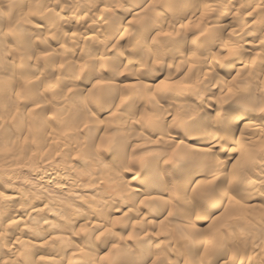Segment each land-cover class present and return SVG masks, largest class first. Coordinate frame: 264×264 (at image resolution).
<instances>
[{"label":"rangeland","instance_id":"374dc122","mask_svg":"<svg viewBox=\"0 0 264 264\" xmlns=\"http://www.w3.org/2000/svg\"><path fill=\"white\" fill-rule=\"evenodd\" d=\"M0 1V9L3 12L0 19V60L7 63L0 64V72L3 71L2 77L4 76V78L0 76L2 78L0 86L7 82H10L11 86L14 84L11 87L12 90L11 88L3 89V87L0 90V100L4 97L1 95L8 97V102L5 100L2 104L0 101V110L2 108L0 111L2 114L0 115L2 120H0V264H72L73 262L75 264H116V262L117 264L118 262L119 264H136L138 262H140L139 264H149L150 262L164 264L166 261L169 264H174V262L176 264H264V169L260 170L264 166V116L263 120H260L256 125L257 131L252 129V131L242 132L246 119L251 120L252 117L255 118L258 114L264 113V0H259L260 2L258 0H190L192 4L188 3L189 0H180L179 7L173 9L169 8L168 1L170 0H157L156 2L154 0H134V2H132L133 0H32L34 4L33 2L28 4L27 0ZM205 3H211L210 13L204 10ZM21 7H27L28 10L30 7V11L34 13L29 12L30 15L24 17L21 12L19 13ZM173 12L175 13L173 14ZM132 13L135 20H138L135 22L139 24L142 22L145 25L152 18V23L149 21L146 24L154 25L155 30L161 32L158 37L156 36V39L154 36L157 33L151 36L156 40L155 42L161 41L158 46L154 47L157 48L156 50L152 49L153 52L151 50L144 52L145 50L141 49L143 51L137 50L132 55L125 48V44H127V48L130 47L127 40L132 42L134 32L137 33L144 29L139 28L142 24L138 26L135 22L133 28L136 29L132 28V24L129 25V28L127 26L124 28L122 19ZM49 16L52 18L51 22L48 20ZM169 17L172 18L169 19ZM206 17L207 19H205ZM217 17L222 21L223 18H226L223 22L224 26H213L211 21L208 22L210 19H217ZM180 18L183 21L180 22ZM160 20L163 21L160 22ZM195 20L201 22L196 24ZM167 21L170 22V25H167ZM156 22L158 24H155ZM164 22L166 24H163ZM184 23L186 26L183 25ZM205 24L213 28L210 29ZM147 25L145 28L148 27ZM201 26L202 28H200ZM59 27H62L63 31ZM86 27L89 30H86ZM110 28L113 30H108ZM127 28L131 29L130 32L134 34L128 33L127 35ZM133 30L135 31L133 32ZM50 32L51 34H49ZM232 32L234 33L232 34ZM99 33L102 34V37L99 36ZM67 34H70L74 41L67 38ZM161 34L162 36H160ZM91 35L94 36V39L91 38ZM119 36L123 38L122 41L118 40L109 46L111 45L108 43L109 37L118 38ZM18 37H22L25 44L19 43ZM192 37L193 39H191ZM103 46L105 47L103 48ZM233 49L234 51H231ZM138 53L142 55L140 58ZM43 56H45L44 59ZM100 56L104 59L101 63L93 59ZM238 57H240L239 62L236 61ZM127 58L128 60H126ZM131 59L133 60L130 62ZM145 67L146 69H144ZM8 71H10L9 74ZM160 72L164 73V76L160 77L158 75ZM29 76L32 79L29 78V84L27 80L25 83L24 81L20 82L21 79ZM138 81L144 82L145 85L142 86L143 84ZM134 82H137L138 85ZM86 83L90 84L91 88L90 85H85ZM236 85L239 87L237 88ZM68 86L81 88V91L78 95H71V89H68ZM85 87H88V91ZM101 89L103 92L100 91ZM202 92H205L204 95H201ZM15 94H18L19 97L18 95L16 97ZM243 95L246 96L243 97ZM246 97L252 98L253 101L249 104L245 103L244 98ZM58 98L60 99L58 100ZM155 102L157 105L154 104ZM4 104L7 105L4 106ZM2 116H4V120ZM73 116H78L75 122H73ZM181 117L185 119H182L185 123L181 121ZM237 117L239 118L237 119ZM86 120L90 121L87 123ZM135 120L138 121L135 122ZM80 121H83L82 124ZM121 122L126 125L124 126ZM87 124L90 126H86ZM44 125H46V131L42 137L41 130L45 128ZM122 126L124 127L122 128ZM183 127L187 128L186 131L183 130ZM203 130H208L206 135L202 134ZM49 131L57 134L54 136L57 140L52 139L51 135L49 136ZM213 131L215 135L212 133ZM46 132H48L47 136ZM133 132L140 136L135 134L133 140L130 139L127 133ZM119 133L123 140L117 139L120 137ZM229 136L231 141L228 142L226 138ZM48 137L49 140L46 141ZM161 137H166L169 140L171 138V140L169 143H161ZM35 139L36 143L38 140V145L34 142ZM51 139L52 143H50ZM213 139L216 145L211 144ZM239 140L243 141L240 143ZM40 141L43 142V145L39 143ZM127 142L130 144L129 147L126 145ZM120 144L125 146L123 145L121 148ZM219 144L220 146H217ZM104 145L108 147L105 148ZM132 145L135 147L133 148ZM193 145L196 147L213 146L212 151L215 153L212 152L210 157L203 158V164L202 161L199 163L200 150L192 149L195 151L192 153L189 147ZM242 146H246L245 148L251 149L250 151L254 153H251V158H254L253 161L250 158L251 165L247 166L244 164L245 162H242L244 156L240 159ZM182 148L183 151L180 153L179 150ZM78 149L83 153H79ZM88 149H91L90 153ZM97 150L99 151L97 152ZM172 154H174L173 157ZM216 154L223 159L220 165L216 164L214 157ZM90 155H92V159L100 157L98 160H92ZM188 155V159L193 156L190 161L185 159ZM84 156L86 159L83 161ZM70 157L72 158L70 159ZM255 160L257 161L255 162ZM87 162L90 166L85 165ZM95 162L100 163L99 166ZM242 164L244 167H241ZM1 165L4 166L1 167ZM56 165L60 168L72 166L69 170L73 169L72 171L75 172L71 171L74 175L71 178L73 181L69 182L70 180L66 179V175L69 173L68 169L62 168V173L61 169L57 172L52 171ZM249 166L250 168H248ZM106 167H108V171L105 169ZM126 167L128 168L126 169ZM99 170L106 176L100 174ZM109 170L114 173L110 174ZM122 170L125 174L124 178H121L123 177ZM64 171L66 174H63ZM97 172L101 176L96 175ZM61 175H64L65 178ZM107 176H109L108 179L110 177L113 179L108 180ZM236 178L242 183L241 181L238 182L239 184L231 183ZM188 179L190 180L189 191L193 190V193L189 200L183 201L182 193ZM98 181L102 185L103 182L105 184L102 186ZM58 183L63 184L64 187L62 185L59 187ZM113 183L115 186H112ZM120 184L127 190H123V187L119 186ZM215 190L223 195L224 193L230 194L233 200L247 206L251 205V207H246L244 210L233 207L229 218L225 217L224 219L221 217L224 205L208 211L202 206L203 203L196 198L197 195L206 196V193ZM14 192L20 195L11 201L9 196ZM227 194L224 195L225 199H227ZM120 195L127 203L122 209L119 208L121 206L120 200H118L121 198ZM92 196L96 199L99 198L102 206L98 205ZM86 197L92 198L94 201L88 200ZM148 197L155 199L150 200ZM143 199L146 200L143 201ZM198 202L202 204L199 205ZM102 210H104L103 216H108L105 219L98 217V213ZM195 212L201 213L198 215ZM18 215L25 216L26 219L22 217L24 221H19ZM214 219L216 222L221 219L222 223L219 221L217 224ZM150 220L154 223L151 221L149 224ZM36 237L44 240L41 241L42 244L31 249V242ZM116 245L119 246V251L114 250ZM132 247H137L139 254L134 258H128V252ZM140 247L156 251L147 255L145 250L142 251ZM5 248L6 251H4ZM111 249L114 251L112 252ZM154 253L156 257L153 256ZM54 254H57L61 259L59 261L58 258L51 260ZM26 255L29 258H26ZM116 259L118 260L116 261ZM146 259L147 261H145Z\"/></svg>","mask_w":264,"mask_h":264},{"label":"bare ground","instance_id":"6f19581e","mask_svg":"<svg viewBox=\"0 0 264 264\" xmlns=\"http://www.w3.org/2000/svg\"><path fill=\"white\" fill-rule=\"evenodd\" d=\"M8 1H9V0H8ZM27 1H28V4L31 3V2H33L32 0H27ZM45 1H46V0H45ZM93 1H94V0H93ZM104 1H105V0H104ZM136 1H137V0H136ZM149 1H150V0H149ZM152 1H153V0H152ZM154 1L156 2L157 0H154ZM258 1H259V0H258ZM258 1H257V2H258ZM261 1H262V0H261ZM0 2H1V1H0ZM125 2H126V1H125ZM132 2H134V0H133ZM155 2H154V4H156ZM189 2H191V4H192V1L189 0L188 3H189ZM194 2H195V1H194ZM243 2H244V1H243ZM254 2H255V1H254ZM259 2H260V1H259ZM2 3H3V1H2ZM141 3H143V2H141ZM168 3H169V8H170V9H173V8H175V7H177V6L179 5L180 0H170V1H168ZM247 3H249V2H247ZM247 3H246V4H247ZM263 3H264V2H263ZM10 4H11V3H10ZM33 4H34V2H33ZM134 4L137 5V3H134ZM148 4H149V3H148ZM161 4H163V3H161ZM210 4H211V3H210ZM210 4L205 3V5L203 4L204 7H203L202 5H201V7H203L204 10H205L207 13H208V12L210 13L211 10H212ZM253 4H254V3H253ZM255 4H256V3H255ZM261 4H262V3H261ZM138 5H139V3H138ZM157 5H158V4H157ZM167 5H168V4H167ZM186 5H189V4H186ZM240 5H241V4H240ZM248 5H249V4H248ZM79 6H81V5H79ZM86 6H87V5H86ZM148 6H149V5H148ZM242 6H243V5H242ZM244 6H245V5H244ZM250 6H251V5H250ZM258 6H260V5H258ZM261 6H262V5H261ZM12 7H14V6H12ZM41 7H42V6H41ZM123 7H124V6H123ZM134 7H136V6H134ZM178 7H179V6H178ZM186 7H187V6H186ZM228 7H230V6H228ZM228 7H226V8H228ZM256 7H257V4H256ZM256 7H255V8H256ZM38 8H39V7H38ZM62 8H63V7H62ZM99 8H100V7H99ZM104 8H105V7H104ZM180 8H181V7H180ZM232 8H233V7H232ZM244 8H245V7H244ZM101 9H102V8H101ZM145 9H146V8H145ZM152 9H153V7H152ZM238 9H239V8H238ZM238 9H237V10H238ZM252 9H253V8H252ZM258 9H260V8H258ZM143 10H144V9H143ZM188 10H189V8H188ZM201 10H202V9H201ZM215 10H216V9H215ZM233 10H234V9H233ZM254 10H255V9H254ZM256 10H257V8H256ZM256 10H255V11H256ZM36 11H38V10H36ZM108 11H109V10H108ZM171 11H172V10H171ZM174 11H175V10H174ZM189 11H190V10H189ZM202 11H203V10H202ZM202 11H201V12H202ZM230 11H231V10H230ZM257 11H258V10H257ZM259 11H260V10H259ZM261 11H262V10H261ZM20 12L22 13V15H23L24 17H26V16L29 14V12H32V11H30V7H29V10H28L27 7H23V8L21 7V8L19 9V13H20ZM99 12H100V11H99ZM103 12H104V11H103ZM103 12H102V13H103ZM176 12H177V11H176ZM226 12H227V11H226ZM2 13H3V12H2L1 9H0V19H1V16H2L1 14H2ZM19 13H18V14H19ZM32 13H34V12H32ZM37 13H38V12H37ZM48 13H49V12H48ZM109 13H110V12H109ZM167 13H168V12H167ZM174 13H175V12H173V14H174ZM178 13H179V12H178ZM251 13H252V12H251ZM12 14H13V13H12ZM99 14H100V13H99ZM115 14H116V13H115ZM156 14H157V13H156ZM201 14H202V13H201ZM259 14H262V13L259 12ZM29 15H30V14H29ZM136 15H137V14H136ZM136 15H134V16H136ZM146 15H147V14H146ZM176 15H177V14H176ZM205 15H207V14H205ZM247 15H248V14H247ZM256 15H257V14H256ZM101 16H102V15H101ZM109 16H111V15H109ZM167 16H168V15H167ZM170 16H171V15H170ZM199 16H200V15H199ZM202 16H203V15H202ZM207 16H208V15H207ZM217 16H218V15H217ZM219 16H220V15H219ZM231 16H232V15H231ZM233 16H234V15H233ZM69 17H70V16H69ZM125 17H126V16H125ZM125 17H124V18H125ZM173 17H174V16H173ZM180 17H182V16L180 15ZM200 17H201V16H200ZM200 17H199V19H200ZM263 17H264V16H263ZM119 18H120V17H119ZM124 18L122 19V22H123V24L125 25L124 28H125L126 26L129 28V27L131 26V24H132V28H133V25H134L135 23H137V22H135V21H138L137 19L135 20V18L133 17V13H132V15H129V16L127 15V18H125V20H124ZM148 18H149V17H148ZM170 18H172V17H169V19H170ZM176 18H177V17H176ZM201 18H202V17H201ZM219 18H220V17H219ZM257 18H258V16H257ZM260 18H261V17H260ZM18 19H19V18H18ZM47 19H48V18H47ZM65 19H66V18H65ZM151 19H152V18H151ZM151 19L149 20L150 23H152V20H153V19H152V20H151ZM161 19H162V18H161ZM165 19H166V18H165ZM177 19H179V18H177ZM183 19H184V18H183ZM188 19H190V18L188 17ZM192 19H193V17H192ZM192 19H191V20H192ZM195 19H196V17H195ZM205 19H207V17H206ZM230 19H231V18H230ZM48 20H50V22H51V21H52V18L49 16V19H48ZM113 20H115V19H113ZM123 20H124V21H123ZM163 20H164V18H163ZM163 20H160V22L163 21ZM167 20H168V19H167ZM171 20H172V19H171ZM175 20H176V19H175ZM184 20H185V19H184ZM191 20H190V21H191ZM196 20H197V19H196ZM196 20H195V22H196ZM224 20H226V18H225V19L223 18V21H222V20H219L218 17H217V19H210L208 22L211 21L213 26H219V27H220V26H224V25H225V24L223 25ZM235 20H236V19H235ZM263 20H264V19H263ZM118 21H119V19H118ZM149 21L146 22V20H145V22H146L147 24L149 23ZM168 21H170V20H168ZM168 21H167V25H170V24H169L170 22H168ZM181 21H183V20L180 18V22H181ZM185 21H186V20H185ZM185 21H184V22H185ZM190 21H189V23H190ZM199 21H200V20H199ZM199 21H197V22H199ZM205 21H206V20H205ZM205 21H204V22H205ZM232 21H233V20H232ZM46 22H47V21H46ZM50 22H49V23H50ZM91 22H92V21H91ZM112 22H113V21H112ZM115 22H116V21H115ZM134 22H135V23H134ZM145 22H144V23H145ZM153 22H154V21H153ZM173 22H174V21H173ZM173 22H172V23H173ZM180 22H179V23H180ZM191 22H193V21H191ZM197 22H196V24H197ZM200 22H201V21H200ZM225 22H226V21H225ZM258 22H259V21H258ZM260 22H262V21H260ZM49 23H48V24H49ZM107 23H108V22H107ZM146 23H145V25H147ZM172 23H171V24H172ZM185 23H186V22H185ZM185 23L183 24L184 26H186ZM51 24H53V23H51ZM81 24H82V23H81ZM81 24H80V25H81ZM115 24H116V23H115ZM141 24H142V22H141ZM141 24L137 23L138 26L141 25ZM155 24H158V23L156 22ZM160 24H161V23H160ZM163 24H166V23L164 22ZM163 24H162V25H163ZM181 24H182V23H181ZM199 24H201V23H199ZM202 24H203V22H202ZM202 24H201V25H202ZM233 24H234V23H233ZM258 24H260V23H258ZM45 25H47V24L45 23ZM107 25H108V24H107ZM129 25H130V26H129ZM145 25L142 24L141 27L139 26V28H144V29H143V30H140V29L138 28L140 31H139V32L137 31V33H136L135 30H133V32L135 31V32H134L135 35H134L133 40H132V38H131L132 42H131V41L128 42L129 40H127V43H130V47H129V48H127V44L124 45L125 48L128 49V52H130L131 54H132L133 52H135V51H137V50L139 51V50H141V49H144V50H145L144 52H147L148 50H151V51L153 52V50H156V49H157V48L155 49L154 47H155L156 45L158 46L159 43L161 42V41L158 42V43L155 42V41H156V40H155V39H156V36H157V37L159 36V32H160V31L157 32V29L155 30L154 25H151V26H150V25H147V26H148L147 28H145ZM205 25H206V24H205ZM210 25H211V24H210ZM228 25H229V24H228ZM47 26H48V25H47ZM49 26L51 27V25H49ZM54 26H55V25H54ZM61 26H62V25H61ZM66 26H67V25H66ZM76 26H77V25H76ZM76 26H75V27H76ZM157 26H158V25H157ZM163 26H164V25H163ZM163 26H162V27H163ZM174 26H176V25L174 24ZM174 26H173V27H174ZM206 26H208V25H206ZM263 26H264V25H263ZM52 27H53V26H52ZM78 27L80 28V26H78ZM78 27H77V28H78ZM83 27H84V26H83ZM114 27H116V26H114ZM122 27H123V26H122ZM135 27H136V26H135ZM170 27H171V26H170ZM194 27H195V26H194ZM204 27H205V26H204ZM208 27H210V26H208ZM259 27H262V26H259ZM8 28H9V27H8ZM48 28H49V27H48ZM56 28H57V27H56ZM59 28L61 29L62 27H59ZM86 28H87V27H86ZM107 28H108V26H107ZM107 28H106V29H107ZM128 28L126 29V32H127L126 34H127V35H128V33H130L131 35L134 34V33H131V32H130L131 29H128ZM158 28H159V27H158ZM166 28L168 29V27H166ZM190 28H191V27H190ZM200 28H202V26H201ZM212 28H213V27H212ZM212 28L210 27V29H212ZM54 29H55V28H54ZM74 29H75V28H74ZM74 29H73V30H74ZM111 29H112V28H110V29H108V30H111ZM133 29H136V28H133ZM192 29H193V28H192ZM192 29H191V31H192ZM195 29L197 30V28H195ZM208 29H209V28H208ZM56 30H57V29H56ZM61 30H62V29H61ZM86 30H89V29L87 28ZM100 30H101V29H100ZM112 30H113V29H112ZM117 30H118V29H117ZM164 30H166V29L164 28ZM164 30H163V31H164ZM196 30H195V31H196ZM205 30H206V29H205ZM52 31H53V30H52ZM62 31H63V30H62ZM95 31H96V30H95ZM131 31H132V30H131ZM170 31H171V29H170ZM184 31H185V30H184ZM200 31H201V30H200ZM207 31H208V30H207ZM221 31H222V30H221ZM221 31H220V33H222ZM223 31H224V30H223ZM102 32H104V31H102ZM110 32H111V31H110ZM124 32H125V31H124ZM124 32H123V34L125 35ZM164 32H165V31H164ZM193 32H194V30H193ZM196 32H197V31H196ZM228 32H229V31H228ZM251 32H252V31H251ZM87 33H90V32H87ZM113 33H114V32H113ZM116 33H117V32H116ZM155 33H157V35L154 36L155 39H152L153 37H151V36H152L153 34H155ZM160 33H161V32H160ZM162 33H163V32H162ZM167 33H168V32H167ZM233 33H234V32H232V34H233ZM39 34H40V33H39ZM49 34H51V32H50ZM70 34H71L72 36H74L73 33L70 32ZM70 34H67V36H68L67 38H71V37H72ZM85 34H86V32H85ZM130 34H129V35H130ZM163 34H164V33H163ZM171 34H172V33H171ZM174 34H175V33H174ZM198 34H199V33H198ZM246 34H247V33H246ZM248 34H249V33H248ZM93 35H94V34H93ZM96 35H97V34H96ZM96 35H95V37H96ZM127 35H126V36H127ZM131 35H130V37H132ZM199 35H200V34H199ZM18 36H20V35L18 34ZM99 36L102 37V34L99 33ZM121 36H122V35H121ZM121 36H119L118 38H112V37H109L110 40L107 39V40H109L108 43L111 44V43H114V42H116V41L118 42V40L122 41L123 38H121ZM160 36H162V34H161ZM168 36H169V34H168ZM170 36H171V35H170ZM189 36H190V35H189ZM203 36H204V35H203ZM74 37H75V36H74ZM74 37H73V38H74ZM92 37H93V39H94V36L91 35V38H92ZM193 37H195V36H193ZM193 37H192L191 39H193ZM196 37H197V36H196ZM208 37H209V36H208ZM15 38H16V37H15ZM39 38H40V37H39ZM75 38H76V37H75ZM96 38L99 39V37H96ZM111 38H112V39H111ZM124 38H125V37H124ZM126 38H127V37H126ZM164 38H166L165 35H164ZM167 38L170 39V37H167ZM177 38H178V37H177ZM177 38H176V39H177ZM41 39H42V38H41ZM71 39H72V38H71ZM98 39H97V40H98ZM103 39H104V38H103ZM149 39H150V40H149ZM191 39H190V40H191ZM15 40H16V39H15ZM17 40H18L19 43H22V44L24 43V44H25V41H22V37H18ZM23 40H24V38H23ZM72 40L74 41V39H72ZM99 40L101 41V39H99ZM104 40H106V39H104ZM148 40H149V42H148ZM152 40H153V41H152ZM160 40H161V39H160ZM165 40H166V39H165ZM178 40H179V39H178ZM218 40H219V39H218ZM151 41H152V42H151ZM158 41H159V38H158ZM174 41H175V40H174ZM192 41H193V40H192ZM213 41H214V40H213ZM258 41H260V40H258ZM101 42H103V41H101ZM101 42H99V43H101ZM75 43H76V42H75ZM94 43H95V42H94ZM99 43H98V44H99ZM125 43H126V42H125ZM192 43H193V42H192ZM212 43H213V42H212ZM41 44H42V43H41ZM76 44H77V43H76ZM76 44H74V45L77 47ZM103 44H104V43H103ZM103 44H101V45H103ZM115 44H116V43H115ZM229 44H230V43H229ZM28 45H29V44H28ZM82 45H83V44H82ZM235 45H236V44H235ZM42 46H43V45H42ZM109 46H112V44L109 45ZM230 46H231V45H230ZM262 46H263V45H262ZM104 47H105V46H103V48H104ZM224 47H225V46H224ZM224 47H223V48H224ZM231 47H232V46H231ZM231 47H230V48H231ZM234 47H235V46H234ZM234 47H233V48H234ZM112 48H113V47H112ZM190 48H191V47H190ZM220 48H221V47H220ZM220 48H219V49H220ZM81 49H83V48H81ZM101 49H102V48H101ZM152 49H153V50H152ZM219 49H218V52H219ZM226 49H228V48H226ZM231 49H232V48H231ZM234 49H235V48H234ZM234 49L231 50V51H234ZM85 50H86V49H85ZM146 50H147V51H146ZM221 50H222V49H221ZM228 50H229V49H228ZM238 50H240V49H238ZM123 51H124V50H123ZM141 51H143V50H141ZM151 51H150V53H151ZM157 51H158V50H157ZM204 51H205V50H204ZM52 52H53V51H52ZM82 52L84 53V51H82ZM87 52H88V51H87ZM109 52H110V51H109ZM85 53H86V51H85ZM140 53H141V52H140ZM229 53H230V52H229ZM49 54H50V53H49ZM54 54H55V53H54ZM131 54H130V55H131ZM138 54H139V53H138ZM144 54H145V53H144ZM43 55H44V54H43ZM132 55H134V54H132ZM146 55H147V53H146ZM153 55H154V54H153ZM189 55H190V54H189ZM233 55H234V54H233ZM39 56H41V55H39ZM90 56H91V55H90ZM141 56H142V55L139 54V58H140ZM149 56H150V55H149ZM151 56H152V55H151ZM223 56H224V55H223ZM225 56H226V55H225ZM240 56H241V55H240ZM44 57H45V56H43V59H44ZM50 57H51V56H50ZM103 57H104V56H103ZM107 57H108V56H107ZM188 57H190V56H188ZM214 57H215V56H214ZM230 57H231V56H230ZM235 57H236V56H235ZM81 58H82V57H81ZM130 58H132V57H130ZM190 58H191V57H190ZM221 58H222V57H221ZM249 58H250V57H249ZM70 59H71V58H70ZM93 59L98 60L99 63H101V61L104 60V59H102L101 56L98 57V58H93ZM122 59H123V58H122ZM88 60H89V59H88ZM91 60H92V59H91ZM126 60H128V58H127ZM126 60H125V61H126ZM132 60H133V59H131L130 62H131ZM193 60H194V59H193ZM228 60H229V59H228ZM0 61H2V60H0ZM22 61H24V60H22ZM94 61H95V60H94ZM106 61H107V60H106ZM125 61H124V62H125ZM134 61H135V60H134ZM236 61L239 62V61H240V57H238V59H237ZM2 62H3V61H2ZM2 62H0L1 65H4V63H6V62H3V63H2ZM82 62H83V61H82ZM85 62H86V61H85ZM128 62H129V61H128ZM171 62H172V61H171ZM193 62H194V61H193ZM255 62H256V61H255ZM79 63H80V62H79ZM86 63H87V62H86ZM125 63H127V61H126ZM132 63H133V62H132ZM194 63H195V62H194ZM196 63H197V62H196ZM252 63H253V62H252ZM6 64H7V63H6ZM58 64H59V63H58ZM64 64H65V63H64ZM80 64H81V63H80ZM80 64H79V65H80ZM235 64H237V63H235ZM253 64H254V63H253ZM132 65H133V64H132ZM198 65H199V63H198ZM76 66H77V65H76ZM83 66L85 67V65H83ZM159 66H160V65H159ZM199 66H200V65H199ZM253 66H254V65H253ZM2 67H3V66H2ZM35 67H36V66H35ZM51 67H52V66H51ZM72 67H73V66H72ZM77 67H78V66H77ZM194 67H195V66H194ZM234 67H235V66H234ZM250 67H251V66H250ZM4 68H5V67H4ZM27 68H28V67H27ZM74 68H75V67H74ZM190 68H191V67H190ZM201 68H202V66H201ZM207 68H208V67H207ZM209 68H210V67H209ZM6 69H7V68H6ZM22 69H23V68H22ZM50 69H51V68H50ZM144 69H146V67H145ZM149 69H150V68H149ZM197 69H199V68L197 67ZM212 69H213V68H212ZM212 69H211V70H212ZM240 69H241V68H240ZM240 69H239V70H240ZM250 69H251V68H250ZM211 70H210V71H211ZM144 71H146V70H144ZM192 71H193V70H192ZM205 71H206V70H205ZM2 72H3V71L0 72V76H1V77H2ZM9 72H10V71H8V74H9ZM15 72H16V71H15ZM34 72H35V71H34ZM37 72H38V71H37ZM142 72H143V71H142ZM21 73H22V72H21ZM28 73H31V72H28ZM35 73H36V72H35ZM165 73H166V72H165ZM213 73H214V72H213ZM43 74H44V73H43ZM157 74H158V73H157ZM161 74H162V73L160 72V74H158V75H159L160 77H161V76H164V73H163L162 75H161ZM198 74H199V72H198ZM208 74H209V72H208ZM21 75H22V74H21ZM46 75H47V74H46ZM98 75H99V74H98ZM158 75H157V76L155 75V76L158 77ZM206 75H207V74H206ZM211 75H213V74H211ZM253 75L255 76V74H252V76H253ZM5 76H6V75H5ZM12 76H13V75H12ZM33 76H34V75H33ZM44 76H45V75H44ZM48 76H49V75H48ZM74 76H75V75H74ZM76 76H77V75H76ZM92 76H93V74H92ZM220 76H221V75H220ZM252 76H251V79H252ZM1 77H0V79L4 78V76H3L2 78H1ZM36 77H37V76H36ZM96 77H97V74H96ZM165 77H166V76H165ZM199 77H200V76H199ZM207 77H208V76H207ZM207 77H206V78H207ZM210 77H211V76H210ZM214 77H215V76H214ZM223 77H224V76H223ZM5 78H6V77H5ZM9 78H10V76H9ZM29 78H30V76H29L28 78L21 79L20 82L22 81L21 83H23V81H24V83H25V80H27V81H28L27 83L29 84V83H30V82H29ZM92 78H93V77H92ZM162 78L164 79V77H162ZM7 79H8V77H7ZM30 79H31V78H30ZM98 79H99V78H98ZM221 79H222V78H221ZM254 79H255V78H254ZM3 80H4V79H3ZM31 80H32V79H31ZM225 80H227V79H225ZM0 81H2V80H0ZM18 81H19V80H18ZM221 81H222V80H221ZM227 81H230V80L228 79ZM256 81H257V80H256ZM3 82H4V81H3ZM3 82H2V83H3ZM20 82H19V83H20ZM110 82H111V81H110ZM138 82H140V81H138ZM222 82H223V81H222ZM258 82H259V80H258ZM0 83H1V82H0ZM38 83H40V82H38ZM54 83H55V82H54ZM76 83H77V82H76ZM101 83H102V82H101ZM134 83H137V82H134ZM140 83L143 84L142 86L145 85L144 82H140ZM226 83H227V82H226ZM16 84H17V83H16ZM31 84H32V83H31ZM55 84H57V83H55ZM97 84H98V82H97ZM102 84H103V83H102ZM148 84H149V83H148ZM228 84H229V82H228ZM237 84H238V83H237ZM13 85H14V84H13ZM13 85H12V86H13ZM17 85H19V84H17ZM32 85H33V84H32ZM85 85H90V84H87V83H86ZM129 85H130V84H129ZM137 85H138V83H137ZM146 85H147V83H146ZM150 85H151V84H150ZM229 85H230V84H229ZM12 86H11V83H10V82H9V83L7 82V83L4 84L3 86H0V90H1L2 87H3V89H9V88H11ZM21 86H22V85H21ZM109 86H110V85H109ZM15 87H16V86H15ZM75 87H76V86H75ZM199 87H200V85H199ZM236 87H237V85H236ZM238 87H239V86H238ZM238 87H237V88H238ZM17 88H19V86H17ZM69 88H70V86H68V89H69ZM87 88H88V87H87ZM87 88L85 87L86 90H87ZM90 88H91V85H90ZM110 88H111V87H110ZM143 88H144V87H143ZM254 88L256 89V87H254ZM20 89H22V88L20 87ZM24 89H25V88H24ZM70 89H71V92H70L71 95H76V94L78 95V94H79V91H81V90H80L81 88L79 89L78 87H77V88L72 87V88H70ZM82 89H84V88H82ZM92 89H93V88H92ZM108 89H109V87H108ZM193 89H194V88H193ZM11 90H12V88H11ZM15 90H16V88H15ZM17 90H18V89H17ZM36 90H37V89H36ZM90 90H91V89H90ZM235 90H236V89H235ZM235 90H234V91H235ZM26 91H27V90H26ZM31 91H32V90H31ZM84 91H85V90H84ZM87 91H88V90H87ZM95 91H96V90H95ZM100 91H102V89H101ZM181 91H182V90H181ZM205 91H206V90H205ZM230 91H231V90H230ZM253 91H254V90H253ZM11 92H12V91H11ZM102 92H103V91H102ZM107 92H108V90H107ZM209 92H210V91H209ZM17 93H18V92H17ZM97 93H98V92H97ZM190 93H191V92H190ZM193 93H194V95H195V92H193ZM203 93H205V92H202L201 95H204ZM20 94H21V92H20ZM34 94H35V93H34ZM106 94H107V93H106ZM106 94H105V95H106ZM165 94H166V93H165ZM187 94H188V93H187ZM208 94H209V93H208ZM243 94H244V93H243ZM249 94H250V93H249ZM15 95H16V94H15ZM17 95H18V94H17ZM17 95H16V97H17ZM29 95H30V93H29ZM60 95H61V94H60ZM107 95H108V94H107ZM1 96H4V97L2 98V100H0L2 104L4 103L5 100H6V102H8V101H7V100H8V97H5V95H1ZM8 96H9V95H8ZM35 96H36V95H35ZM91 96H92V95H91ZM151 96H152V95H151ZM189 96H191V95H189ZM235 96H236V95H235ZM244 96H246V95H243V97H244ZM248 96H249V95H248ZM18 97H19V95H18ZM28 97H29V96H28ZM58 97H59V96H58ZM61 97H62V96H61ZM68 97H70V96H68ZM161 97H162V96H161ZM192 97H193V96H192ZM204 97H205V96H204ZM228 97H229V96H228ZM33 98H34V97H33ZM37 98H38V97H37ZM122 98H123V97H122ZM151 98H152V97H151ZM153 98H154V96H153ZM179 98H180V97H179ZM193 98H194V97H193ZM233 98H234V97H233ZM236 98H237V97H236ZM15 99H16V98H15ZM15 99H14V100H15ZM22 99H23V98H22ZM59 99H60V98H58V100H59ZM76 99H77V98H76ZM120 99H121V98H120ZM154 99H155V98H154ZM167 99H168V98H167ZM194 99H195V98H194ZM234 99H235V98H234ZM11 100H12V99H11ZM14 100H13V102H14ZM56 100H57V99H56ZM58 100H57V101H58ZM94 100H95V99H94ZM148 100H149V99H148ZM212 100H213V99H212ZM235 100H236V99H235ZM237 100H238V99H237ZM60 101H61V100H60ZM62 101H63V99H62ZM66 101H67V100H66ZM88 101H89V100H88ZM90 101H91V100H90ZM190 101H191V100H190ZM192 101H193V100H192ZM213 101H214V100H213ZM244 101H245V103H248V104H249V103L252 102L253 100H252V98L250 99V97H249V98L246 97V98H244ZM6 102H5V103H6ZM11 102H12V101H11ZM39 102H40V101H39ZM242 102H243V101H242ZM86 103H87V102H86ZM183 103H184V102H183ZM245 103H244V104H245ZM2 104H1V105H2ZM11 104H12V103H11ZM13 104H14V103H13ZM22 104H24V103H22ZM55 104H56V103H55ZM154 104H156V102H155ZM6 105H7V104H4V106H6ZM156 105H157V104H156ZM11 106H12V105H11ZM11 106H10V107H11ZM34 106H35V105H34ZM89 107H90V106H89ZM80 108H81V106H80ZM119 109H120V108H119ZM1 110H2V108H1ZM1 110H0V111H1ZM226 111H227V110H226ZM226 111H225V113H226ZM256 111H257V110H256ZM258 111H259V110H258ZM263 111H264V110H263ZM54 112H55V111H54ZM65 112H66V111H65ZM113 112H114V111H113ZM195 112H196V111H195ZM96 113H97V112H96ZM130 113H131V112H130ZM187 113L190 114V112H187ZM233 113H234V112H233ZM254 113H255V112H254ZM64 114H65V113H64ZM84 114H85V113H84ZM113 114H114V113H113ZM192 114H193V113H192ZM192 114H191V115H192ZM230 114H231V113H230ZM256 114H257V113H256ZM0 115H2V114H0ZM114 115H115V114H114ZM217 115H219V114L217 113ZM236 115H237V114H236ZM109 116H110V115H109ZM121 116H122V115H121ZM182 116H183V115H182ZM189 116H190V115H189ZM192 116H193V115H192ZM199 116H200V115H199ZM211 116H212V115H211ZM229 116H231V115H229ZM229 116H228V117H229ZM263 116H264V113L262 112V114H258L255 118L252 117V119H251V118L249 117V119H251V120L246 119V120H247L246 122H244V121H245V120H244V121H243V122H244V123H243V129H244V131L242 130V132H245V130H246V131H252V129H255V131H257V130H256V125H258L257 123H259L260 120H263ZM3 117H4V116H2V118H3ZM73 117H74L73 122H75V121L77 120L76 117H78V116H73ZM97 117H98V116H97ZM183 117H185V116H183ZM183 117H181V121H182ZM190 117H191V116H190ZM213 117H214V116H213ZM36 118H37V117H36ZM67 118H68V117H67ZM75 118H76V119H75ZM94 118H95V117H94ZM99 118H100V117H99ZM176 118L178 119V117H176ZM176 118H175V119H176ZM214 118H215V117H214ZM218 118H219V117H218ZM235 118H236V117H235ZM238 118H239V117H237V119H238ZM101 119L103 120V118H101ZM172 119H174V118H172ZM179 119H180V118H179ZM187 119H189V118H187ZM187 119H186V121H187ZM199 119H200V118H199ZM212 119H213V118H212ZM0 120H1V119H0ZM3 120H4V118H3ZM39 120H41V119H39ZM183 120H185V119H183ZM205 120H206V119H205ZM214 120H215V119H214ZM223 120H225V119H223ZM227 120H228V119H227ZM231 120H232V119H231ZM1 121H2V120H1ZM84 121H85V120H84ZM87 121H88V120H86V122H87ZM89 121H90V120H89ZM89 121H88V122H89ZM95 121H96V120H95ZM136 121H138V120H135V122H136ZM153 121H155V120H153ZM172 121H173V120H172ZM237 121H238V120H237ZM42 122H44V121H42ZM82 122H83V121H80L81 124H82ZM88 122H87V123H88ZM132 122H134V121L132 120ZM140 122H141V121H140ZM140 122H138V123H140ZM182 122L185 123V121H182ZM182 122H181V124H183ZM203 122H205V121H203ZM225 122H227V121H225ZM228 122H230V121H228ZM102 123H103V122H102ZM104 123H105V122H104ZM142 123H143V120H142ZM142 123H140V124H142ZM208 123H209V121L207 122V124H208ZM230 123H231V122H230ZM234 123H235V122H234ZM73 124H74V123H73ZM90 124H91V123H90ZM121 124H124V123L121 122ZM121 124L119 125L120 129H121ZM207 124H206V125H207ZM225 124H226V123H225ZM83 125H84V124H83ZM117 125H118V124H117ZM125 125H126V124H124V126H125ZM136 125H137V124H136ZM186 125H187V124H186ZM201 125H202V124H201ZM204 125H205V123H204ZM210 125H211V123H210ZM210 125H209V126H210ZM214 125H215V124H214ZM42 126H43V125H42ZM75 126H76V125H75ZM77 126H78V125H77ZM81 126H82V125H81ZM86 126H90V125L87 124ZM114 126H115V125H114ZM124 126H122V128H123ZM44 127H45V128H42V127H41V128H42V130H41V132H42V133H41L42 137H43V134H45V131H46V125H44ZM79 127H80V126H79ZM91 127H92V126H91ZM116 127H117V126H116ZM128 127H130V126H128ZM178 127H179V126H178ZM190 127H191V126H190ZM205 127H206V126H205ZM207 127H208V125H207ZM239 127H240V126H239ZM258 127H259V126H258ZM73 128H74V127H73ZM183 128H184V127H183ZM203 128H204V127H203ZM210 128H211V127H210ZM210 128H209V129H210ZM212 128H213V125H212ZM115 129H118V128H115ZM115 129H114V130H115ZM125 129H126V128H125ZM136 129H137V128H136ZM179 129H180V128H179ZM186 129H187V128H184L183 130L186 131ZM190 129H191V128H190ZM199 129H201V128H199ZM199 129H198V130H199ZM204 129L206 130V128H204ZM49 130H50V129H49ZM85 130H86V128H85ZM191 130H192V129H191ZM205 130H203V133H202V134H205V133L208 131V130H207V131H205ZM210 130H211V129H210ZM47 131H48V130H47ZM117 131H118V130H117ZM117 131H116V132H117ZM119 131H120V130H119ZM122 131H124V129H122ZM122 131H120V132H122ZM133 131H134V130H133ZM176 131H177V130H176ZM201 131H202V130H201ZM259 131H260V130H259ZM26 132H27V131H26ZM26 132H25V133H26ZM43 132H44V133H43ZM67 132H68V131H67ZM126 132H127V131H126ZM128 132H129V131H128ZM136 132H137V131H136ZM183 132H184V131H183ZM188 132H189V131H188ZM260 132H261V131H260ZM49 133H50V131H49ZM54 133H55V132H54ZM54 133L52 132V133L49 134V136H50V135L52 136V139H54V138H55L54 136L57 135L56 133H55V134H54ZM87 133H88V132H87ZM152 133H153V132H152ZM212 133H214V131H213ZM226 133H227V132H226ZM253 133H254V132H253ZM256 133H257V132H256ZM116 134H117V133H116ZM116 134H115V135H116ZM119 134H120V133H119ZM127 134H129L130 139L133 140V138L135 137V134H136V133L134 134V132H133V133H127ZM130 134H131V135H130ZM189 134H191V133H189ZM189 134H188V135H189ZM198 134H199V133H198ZM200 134H201V133H200ZM208 134H209V133H208ZM250 134H251V133H250ZM257 134H259V133H257ZM47 135H48V132H46V136H47ZM58 135H59V134H58ZM68 135H69V134H68ZM74 135H75V134H74ZM117 135H118V134H117ZM123 135H124V133H123ZM136 135H138V134H136ZM205 135H206V134H205ZM214 135H215V133H214ZM25 136H26V135H25ZM44 136H45V135H44ZM77 136H78V135H77ZM104 136H106V135L104 134ZM104 136H103V138H106V137H104ZM138 136H140V135H138ZM168 136H169V135H168ZM170 136H171V135H170ZM191 136H192V135H191ZM203 136H204V135H203ZM249 136H251V135H249ZM42 137H41V138H42ZM57 137H58V136H57ZM69 137H70V135H69ZM107 137H108V136H107ZM122 137H123V136H122ZM174 137H175V135H174ZM188 137H189V136H188ZM244 137H245V135H244ZM246 137H248V136H246ZM44 138H45V137H44ZM44 138H43V141H45ZM81 138H82V137H81ZM112 138H113V137H112ZM118 138H121V134H120V137H117V139H118ZM159 138H160V137H159ZM207 138L209 139V137H207ZM217 138H218V137H217ZM225 138H226V137H225ZM251 138H252V137H251ZM37 139H38V138H37ZM46 139H47L46 141H48V140H49V137L46 138ZM52 139H51V142H50V143L53 142ZM55 139L57 140V138H55ZM58 139H59V138H58ZM70 139H71V138H70ZM83 139H84V138H83ZM100 139H101V138H100ZM121 139L123 140V138H121ZM157 139H158V138H157ZM172 139H173V138H172ZM189 139H190V138H189ZM189 139H188V140H189ZM211 139H212V138H211ZM211 139H210V140H211ZM219 139H221V138H219ZM38 140H39V139H38ZM38 140H37V143H38ZM41 140H42V139H41ZM101 140H102V139H101ZM127 140H128V139H127ZM138 140H139V139H138ZM158 140H159V139H158ZM170 140H171V138H170ZM170 140L167 139L166 137H165V138H162V137H161L160 142H161V143H167V142L169 143ZM222 140H224V139L222 138ZM226 140H227L228 142L231 141V137H230V136L227 137ZM234 140H235V139H234ZM243 140H244V139H243ZM243 140H242V141H243ZM250 140H251V139H250ZM81 141H82V140H81ZM124 141H125V137H124ZM130 141H131V140H130ZM202 141H203V140H202ZM239 141H240V140H239ZM242 141H240V143H241ZM251 141L253 142V140H251ZM34 142L36 143V139H35ZM59 142H60V141H59ZM76 142H77V141H76ZM101 142H102V141H101ZM133 142H134V141H133ZM210 142H211V141H210ZM212 142H213V143H211V144L216 145V142H215L214 139H213ZM37 143H36V144H37ZM39 143H41V144L43 145V142L40 141ZM46 143H47V142H46ZM46 143H45V144H46ZM50 143H49V144H50ZM111 143H112V142H111ZM114 143H115V142H114ZM128 143H129V142H127L126 145H128V147H129L130 144H128ZM130 143H131V142H130ZM136 143H137V142H136ZM136 143H135V145H136ZM200 143H202V142H200ZM206 143H208V142H206ZM217 143H218V142H217ZM250 143H251V142H250ZM250 143H249V144H250ZM41 144H40V145H41ZM59 144H60V143H59ZM62 144H63V143H62ZM76 144H77V143H76ZM81 144H82V143H81ZM138 144H139V143H138ZM183 144H184V143H183ZM220 144H221V143H220ZM220 144L217 145V146H220ZM252 144H253V143H252ZM37 145H38V144H37ZM42 145H41V146H42ZM65 145H66V144H65ZM83 145H84V144H83ZM114 145H115V144H114ZM114 145H113V146H114ZM123 145H124V144H123ZM123 145L120 144L121 148H122ZM186 145H187V143H186ZM244 145H247V143H246V144L244 143ZM250 145H251V144H250ZM48 146H49V145H48ZM56 146H57V145L55 144V147H56ZM104 146H105V145H104ZM113 146H112V147H113ZM124 146H125V145H124ZM132 146H133V148L135 147L134 145H132ZM139 146H140V144H139ZM178 146H179V145H178ZM188 146H189V145H188ZM205 146H206V145H205ZM222 146H223V145H222ZM240 146H241V145H240ZM38 147H39V146H38ZM43 147H44V146H43ZM52 147H53V146H52ZM79 147H80V146H79ZM82 147H83V146H82ZM107 147H108V146H107ZM107 147L105 146V148H107ZM109 147H110V146H109ZM130 147H131V146H130ZM185 147H186V146H185ZM212 147H213V146L196 147V146L193 145V146H190L189 148H191V150H192V149H194V150H197V149L200 150V153H199V154H200V161H198V160H197V161H198L199 163L202 161V164H203V160H202V159H203V158L205 159V158H207V157H210L211 154H212V152H214V151H212V150H213ZM242 147H243V150L241 151L242 156L240 155V157H241L240 159H242V157L244 156L242 162H245L244 164H247V166H248V165H251L250 158H251V153H253V151H250L251 149L249 150V148H245L246 146H245V147L242 146ZM46 148H47V147H46ZM99 148H100V147H99ZM214 148H215V147H214ZM244 148H245V149H244ZM19 149H21V148H19ZM41 149H42V148H41ZM47 149H48V148H47ZM47 149H46V151H47ZM54 149H55V148H54ZM72 149H73V148H72ZM80 149H81V147H80ZM111 149H112V148H111ZM115 149H116V148H115ZM131 149H132V148H131ZM179 149H180V148H179ZM186 149H187V147H186ZM254 149H255V148H254ZM254 149H252V150H254ZM258 149H259V148H258ZM258 149H257V150H258ZM78 150H79V149H78ZM88 150H89V149H88ZM90 150H91V149H90ZM90 150H89V153H90ZM99 150H100V149H99ZM99 150H97V152H98ZM106 150H107V149H106ZM176 150H177V149H176ZM19 151H20V150H19ZM40 151H41V150H40ZM65 151H66V150H65ZM86 151H87V150H86ZM100 151H101V150H100ZM179 151H180V153H182L183 148H182V150H179ZM184 151H185V150H184ZM7 152H8V150H7ZM7 152H6V153H7ZM21 152H23V151H21ZM44 152H45V147H44ZM81 152H82V151H81ZM81 152H80V150H79V153H81ZM94 152H95V150H94ZM124 152H125V150H124ZM47 153L50 155L49 152H47ZM52 153H53V152H52ZM62 153H63V152H62ZM64 153H65V152H64ZM74 153H75V152H74ZM82 153H83V152H82ZM89 153H88V155H89ZM92 153H93V150H92ZM111 153H112V152H111ZM115 153H116V152H115ZM118 153H119V152H118ZM173 153H174V152H173ZM180 153H179V154H180ZM190 153H191V151H190ZM192 153H195V151L192 150ZM214 153H215V152H214ZM214 153H213V154H214ZM53 154H54V153H53ZM56 154H57V153H56ZM101 154H102V153H101ZM121 154H122V153H121ZM121 154H120V155H121ZM125 154H126V153H125ZM174 154H175V153H174ZM174 154H172V157H173ZM179 154H178V155H179ZM183 154H185V153H183ZM188 154H189V153H188ZM253 154H254V153H253ZM255 154H256V152H255ZM260 154H261V153H260ZM39 155H40V154H39ZM41 155H43V154H41ZM51 155H52V154H51ZM70 155H71V154H70ZM70 155H69V156H70ZM74 155H75V154H74ZM79 155H81V154H79ZM84 155L86 156V154H84ZM116 155H118V154H116ZM178 155H177V156H178ZM185 155H186V154H185ZM193 155H194V154H193ZM0 156H1V155H0ZM53 156H54V155H53ZM53 156H52V157H53ZM63 156H64V155H63ZM85 156H84L83 159H82L83 161H84V159H86V157H87V156H86V157H85ZM175 156H176V155H175ZM182 156H183V155H182ZM190 156H192V155H190ZM197 156H198V155H197ZM212 156H213V155H212ZM226 156H227V154H226ZM35 157H36V156H35ZM49 157H51V156H49ZM52 157H51V158H52ZM56 157H57V156H56ZM81 157H82V156H81ZM89 157H90V159L93 158L92 155H90ZM91 157H92V158H91ZM98 157H100V156H97L96 159H92V160H98ZM122 157H123V156H122ZM184 157H186V156H184ZM188 157H189V155L185 158V159H187L188 161H190V160L193 158V156L190 157L189 159H188ZM195 157H196V156H195ZM214 157H215L216 164L220 165V162L223 160L222 157L217 156V154H216V156H214ZM3 158H4V157H3ZM71 158H72V157H70V159H71ZM116 158H117V156H116ZM118 158H119V157H118ZM196 158H197V157H196ZM46 159H47V158H46ZM111 159H112V158H111ZM121 159H122V158H121ZM182 159H183V158H182ZM224 159H225V157H224ZM232 159H233V158H232ZM251 159H252L251 161H253L254 158H251ZM88 160H89V159H88ZM102 160H103V159H102ZM122 160H123V159H122ZM180 160H181V158H180ZM209 160H210V159H209ZM0 161H1V160H0ZM89 161H91V160H89ZM120 161H121V160H120ZM194 161H195V159H194ZM206 161H207V159H206ZM256 161H257V160H255V162H256ZM97 162H99V161H97ZM105 162H106V161H105ZM127 162H128V161H127ZM211 162H212V161H211ZM222 162H223V161H222ZM239 162H240V161H239ZM2 163H3V162H2ZM81 163H83V162H81ZM95 163H96V162H95ZM95 163H94V164H95ZM196 163H197V162H196ZM240 163H241V162H240ZM84 164H85V163H84ZM96 164H98V163H96ZM96 164H95V165H96ZM99 164H100V163H99ZM99 164H98L97 166H99ZM127 164H128V163H127ZM223 164H224V163H223ZM237 164H239V163H237ZM244 164H242L241 167H244V166H243ZM259 164H260V163H259ZM85 165L90 166V165L88 164V162H87ZM104 165H105V164H104ZM125 165H126V164H125ZM196 165H197V164H196ZM205 165H207V164H205ZM208 165H209V164H208ZM261 165H262V164H261ZM261 165H258V166H261ZM3 166H4V165H1V167H3ZM53 166H54V165H53ZM66 166H67V165H66ZM68 166H69V165H68ZM68 166H67V167L64 166V167H61V168H60V167H58V165H56L55 168H54L52 171H56V172H57V171H59V170L61 169L60 172L62 173V172H63V171H62V168L65 169V170H67V169L69 170L70 168H72V166H71L70 168H68ZM88 166H87V167H88ZM91 166H92V164H91ZM97 166H94V167H97ZM100 166H101V165H100ZM105 166H106V165H105ZM129 166H130V165H129ZM186 166L189 167V165H186ZM186 166H185V167H186ZM234 166H235V165H234ZM237 166H238V165H237ZM239 166H240V165H239ZM245 166H246V165H245ZM247 166H246V167H247ZM252 166H253V162H252ZM109 167H110V166H109ZM183 167H184V165H183ZM193 167H194V166H193ZM195 167H197V166H195ZM199 167H201V166H199ZM256 167H257V165H256ZM263 167H264V166H263ZM263 167L260 168V170H261V169H264ZM107 168H108V167H106L105 169L107 170ZM127 168H128V167H126V169H127ZM151 168H152V167H151ZM190 168H191V167H190ZM197 168H198V167H197ZM222 168H223V167H222ZM237 168H238V167H237ZM248 168H250V166H249ZM257 168H258V167H257ZM257 168H256V169H257ZM78 169H79V168H78ZM91 169H92V168H91ZM96 169H97V168H96ZM126 169H125V170H126ZM153 169H154V168H153ZM182 169H183V168H182ZM184 169H185V168H184ZM186 169H187V168H186ZM199 169H200V168H199ZM206 169H208V168H206ZM214 169H215V168H214ZM217 169H218V166H217ZM238 169H240V168H238ZM253 169H254V168H253ZM253 169H252V170H253ZM256 169H254V170H256ZM40 170H41V169H40ZM44 170H45V169H44ZM72 170H73V169H72ZM72 170H71V171H72ZM102 170H103V169H102ZM248 170L250 171V169H248ZM36 171H37V170H36ZM71 171L69 170V173L66 175V179H67L68 181L70 180L69 182H72L73 180H71V178H72V176L74 177V175H72V172H73V171H72V172H71ZM96 171H98V170H96ZM99 171H100V174H102V173H101V170H99ZM107 171H108V170H107ZM109 171H110V170H109ZM189 171H190V170H189ZM198 171H199V170H198ZM200 171H201V170H200ZM218 171H219V170H218ZM241 171H242V169H241ZM257 171H258V170H257ZM50 172H51V171H50ZM82 172H83V171H82ZM102 172H104V171H102ZM122 172H123V170H122ZM125 172H126V171H125ZM220 172H221V171H220ZM242 172H243V171H242ZM42 173H43V172H42ZM44 173H46V172H44ZM73 173H75V172H73ZM113 173H114V171L111 170V171H110V174H113ZM149 173H150V172H149ZM196 173H197V172H196ZM216 173H218V172H216ZM222 173H223V172H222ZM255 173H256V172H255ZM257 173H258V172H257ZM54 174H56V173H54ZM59 174H60V173H59ZM63 174H66L65 171H64ZM95 174L97 175L98 172L95 173ZM100 174H98V175H100ZM105 174H107V173L105 172ZM121 174H122V173H121ZM219 174H220V173H219ZM219 174H218V175H219ZM88 175H89V174H88ZM96 175H95V176H96ZM102 175H103L104 177L106 176V175H104V173H103ZM194 175H197V174H194ZM40 176H41V175H40ZM42 176H43V175H42ZM61 176L64 177V175H61ZM100 176H101V175H100ZM103 176H102V177H103ZM124 176H125V174H124V172H123V177H121V178H124ZM214 176L216 177V175H214ZM214 176H213V177H214ZM219 176H220V175H219ZM88 177H89V176H88ZM102 177H100V178L102 179ZM108 177H109V176H107L106 179H108ZM213 177H212V178H213ZM64 178H65V177H64ZM92 178H93V176H92ZM110 178H111V177H110ZM110 178H109L108 180H110ZM242 178H243V177H242ZM94 179H95V178H94ZM104 179H105V178H104ZM104 179H103V180H104ZM111 179H113V178H111ZM190 179H191V178H190ZM213 179H214V178H213ZM27 180H28V179H27ZM82 180H83V179H82ZM108 180H106V181H108ZM120 180H121V179H120ZM191 180H193V179H191ZM195 180H196V179H195ZM195 180H194V182H195ZM216 180H217V178H216ZM245 180H246V179H245ZM83 181H84V180H83ZM96 181H97V180H96ZM104 181H105V180H104ZM111 181L113 182V180H111ZM123 181H125V180H123ZM240 181H241V180H240ZM240 181H239L238 178H236V179H234L233 181H231V183L239 184L238 182H240ZM76 182H77V181H76ZM89 182H90V181H89ZM98 182H99V181H98ZM98 182H96V183L98 184ZM120 182H122V180H121ZM125 182H126V181H125ZM125 182H124V184H125ZM127 182H128V181H127ZM185 182H186V181H185ZM189 182H190V180L188 179L187 182H186V184H185V187H184L185 189L183 190V193H182V197H183V198H181V199H182L183 201H185V200H189V199L191 198V197H190L191 194L193 193V190L190 189L191 192L189 191V188H188V186H189V184H190ZM99 183H100V182H99ZM106 183H107V182H106ZM109 183H110V182H109ZM109 183H108V184H109ZM191 183H192V181H191ZM241 183H242V181H241ZM47 184H48V183H47ZM58 184H60V183H58ZM66 184H67V183H66ZM97 184H96V185H97ZM100 184H101V183H100ZM104 184H105V182H103V185H104ZM108 184H107V185H108ZM61 185L63 186V184H60V185H58V186L61 187ZM101 185H102V184H101ZM103 185H102V186H103ZM117 185H118V183H117ZM223 185H224V184H223ZM223 185L221 186L222 189L224 188ZM229 185H230V184H229ZM232 185H233V184H232ZM112 186H115V184L113 183ZM112 186H111V187H112ZM119 186L121 187L122 185L120 184ZM154 186H155V185H154ZM235 186H237V185H235ZM235 186H234V187H235ZM63 187H64V186H63ZM95 187H96V186H95ZM111 187H110V188H111ZM122 187H123V186H122ZM128 187H129V186H128ZM250 187H251V186H250ZM73 188H74V187H73ZM107 188H108V187H107ZM112 188H113V187H112ZM155 188H156V186H155ZM227 188H228V190H229V187H227ZM227 188H226V189H227ZM231 188H233V187H231ZM236 188H237V187H236ZM35 189H36V188H35ZM128 189H129V188H128ZM158 189H159V188H158ZM217 189H218V188H217ZM20 190H21V189H20ZM114 190H115V189H114ZM118 190H119V189H118ZM118 190H117V191H118ZM121 190H122V189H121ZM121 190H120V191H121ZM123 190H127V189H124V187H123ZM123 190H122V191H123ZM218 190H219V189H218ZM120 191H119V192H120ZM122 191H121V192H122ZM219 191H220V190H219ZM123 192H124V191H123ZM123 192H122V193H123ZM126 192H127V191H126ZM226 192H227V191H226ZM240 192H242V191H240ZM18 193H19V191H18ZM18 193H17V192H14V193H12L11 196H9V195H7V196H9V199H11V201H12L13 198L15 199L18 195H20V194H18ZM34 194H35V193H34ZM99 194H100V193H99ZM116 194H117V193H116ZM194 194H195V193H194ZM199 194H200V193H199ZM206 194H207L206 196H205V195H200V196H199V195L196 194V195H197L196 198H197L198 200H200V201L203 203L202 206H204V209H205V210H208V211H209V210H210V211H211V210H214V209L219 208V207H222V206L224 205V206H223V210H222V216L220 215V216H221L222 218H224V219H225V217H228V216L231 215V212H232V210H233L234 208H235V209H241V210H244L246 207H251V205L247 206V205H244V204H242V203H240V202H237V201L233 200V199H232L233 197H232L230 194L228 195L227 193H224V195H225V194L228 195V196H227V199L224 198L223 193H218V191H216V190H215V191H211V192L206 193ZM121 195L123 196V194H121ZM121 195H120V197H121ZM156 195H157V194H156ZM92 197L94 198V196H92ZM105 197H106V196H105ZM113 197H114V196H113ZM149 197H150V196H149ZM149 197H148V199H150ZM86 198H87V197H86ZM103 198H104V197H103ZM121 198H122V199H121ZM121 198L118 199V197H117V199L120 200L119 202L121 203V206L119 205V206H120V207H119L120 209H122L123 206H124L125 204L127 205V203H126V201L123 199V197H121ZM126 198H127V197H125V199H126ZM161 198H162V197H161ZM192 198H193V197H192ZM196 198H194V199H196ZM249 198H251V197L249 196ZM252 198H254V197H252ZM87 199H88V198H87ZM89 199H92V198H89ZM89 199H88V200H89ZM94 199H96V197H95ZM98 199H99V198H98ZM98 199H96L97 204H98V205H101V204H100L101 201L98 200ZM129 199H131V198L129 197ZM146 199H147V198H146ZM146 199H143V201H145ZM154 199H155L154 197H151L150 200H154ZM83 200H84V199H83ZM92 200H93V199H92ZM92 200H91V201H92ZM123 200H124V201H123ZM126 200H127V199H126ZM157 200H159V199L157 198ZM162 200H163V198H162ZM192 200H193V199H192ZM225 200H226V201H225ZM32 201H33V200H32ZM78 201H79V200H78ZM93 201H94V200H93ZM98 201H99V202H98ZM103 201H104V200H103ZM130 201H131V200H130ZM141 201H142V200H141ZM141 201H140V202H141ZM195 201H196V200H195ZM14 202H15V201H14ZM116 202H117V201H116ZM147 202H148V201H147ZM149 202H152V201H149ZM189 202H190V201H189ZM193 202H194V201H193ZM196 202H197V201H196ZM201 202H198L199 205L202 204ZM224 202H225V203H224ZM6 203H7V202H6ZM93 203H94V202H93ZM93 203H92V204H93ZM110 203H111V202H110ZM117 203H118V202H117ZM190 203H191V202H190ZM48 204H49V203H48ZM80 204H81V203H80ZM94 204H95V203H94ZM94 204H93V205H94ZM179 204H181V203L179 202ZM192 204H193V203H192ZM12 205H13V204H12ZM44 205H45V204H44ZM254 205H256V204H254ZM101 206H102V205H101ZM181 206H182V205H181ZM186 206L188 207L189 205H186ZM252 206H253V205H252ZM256 206H257V205H256ZM74 207H75V206H74ZM192 207H193V206H192ZM233 207H234V208H233ZM139 208H140V207H139ZM193 208H194V207H193ZM94 209H95V208H94ZM103 209H104V208H103ZM115 209H117V208H115ZM195 209H196V208H195ZM202 209H203V208H202ZM7 210H8V209H7ZM118 210H119V209H118ZM192 210H194V209H192ZM197 210H199V209H197ZM205 210H204V211H205ZM103 211H104V210H102V212L98 213V217H100V218L103 217V219H105V218L108 217V216L105 215V217H104V216H103ZM157 211H159V210H157ZM129 212H130V211H129ZM189 212H190V211H189ZM241 212H243V211H241ZM39 213H40V212H39ZM119 213H120V212H119ZM125 213H126V212H125ZM143 213H144V212H143ZM195 213H196V212H195ZM197 213H198V215H200L201 212H197ZM197 213H196V214H197ZM218 213H220V212H218ZM139 214H140V213H139ZM165 214H166V213H165ZM169 214H170V213H169ZM187 214H189V213H187ZM190 214H191V213H190ZM190 214H189V215H190ZM206 214H207V213H206ZM235 214H236V213H235ZM243 214H244V213H243ZM263 214H264V213H263ZM203 215H204V213H203ZM208 215H209V214H208ZM215 215H216V214H215ZM215 215H214V216H215ZM248 215H249V214H248ZM41 216H42V215H41ZM112 216H113V215H112ZM139 216H140V215H139ZM144 216H145V215H144ZM184 216H185V213H184ZM214 216H213V217H214ZM216 216H217V215H216ZM237 216H238V215H237ZM239 216H240V215H239ZM256 216H257V215H256ZM256 216H254V217L256 218ZM258 216H260V215L258 214ZM18 217H19V218H18L19 221L23 220V219H22L23 216L18 215ZM37 217H38V216H37ZM120 217H121V216H120ZM180 217H182V216L180 215ZM196 217H197V216H196ZM254 217H253V218H254ZM263 217H264V216H263ZM23 218H25V216H24ZM115 218H116V217H115ZM115 218H114V219H115ZM133 218H134V217H133ZM142 218H143V216H142ZM184 218H185V217H184ZM222 218H221V219H222ZM228 218H229V217H228ZM242 218H243V217H242ZM245 218H246V217H245ZM245 218H244V219H245ZM16 219H17V218H16ZM25 219H26V218H25ZM33 219H36V217H33ZM134 219H136V218H134ZM144 219H145V218H144ZM202 219H205V218L202 217ZM216 219H217V218H216ZM216 219H214L215 222H216ZM221 219H219L216 223L218 224L219 221L221 222ZM256 219H257V218H256ZM56 220H57V219H56ZM112 220H113V218L111 219V221H112ZM139 220H140V219H139ZM148 220H149V219H148ZM19 221H18V222H19ZM23 221H24V220H23ZM140 221H142V220H140ZM151 221H152V220H150L149 224H151ZM203 221H204V220H203ZM244 221H245V220H244ZM131 222H132V221H131ZM152 222H153V221H152ZM187 222H188V221H187ZM201 222H202V221H201ZM226 222H227V220H226ZM96 223H97V222H96ZM102 223H103V222H102ZM153 223H154V222H153ZM183 223H184V222H183ZM211 223H213V222H211ZM221 223H222V222H221ZM223 223H224V222H223ZM135 224H136V221H135ZM191 224H193V223H191ZM103 225H104V224H103ZM131 225H132V224H131ZM183 225H185V224H183ZM188 225H189V224H188ZM222 225H224V224H222ZM152 226H153V225H152ZM33 227H34V226H33ZM18 228H19V227H18ZM89 228H90V227H89ZM97 228H98V227H97ZM132 228H133V227H132ZM164 228H165V227H164ZM188 228H189V227H188ZM24 229H25V228H24ZM111 229H112V228H111ZM192 229H194V228H192ZM11 230H12V229H11ZM44 230H45V229H44ZM94 230H95V229H94ZM34 231H36V230H34ZM42 231H43V230H42ZM131 231H132V229H131ZM131 231H130V232H131ZM149 231H150V230H149ZM161 231H162V230H161ZM161 231H160V232H161ZM193 231H194V230H193ZM193 231H192V232H193ZM259 231H260V230H259ZM216 232H217V231H216ZM255 232H257V231H255ZM149 233H150V232H149ZM187 233H188V232H187ZM208 233H209V232H208ZM217 233H218V232H217ZM17 234H18V233H17ZM32 234H33V233H32ZM130 234H132V233H130ZM156 234H157V233H156ZM18 235H19V234H18ZM5 236H6V235H5ZM109 236H110V235H109ZM151 236H152V235H151ZM147 237H148V236H147ZM156 237H157V236H156ZM93 238H94V237H93ZM150 238H151V237H150ZM41 239H42V238H41ZM41 239H40V238L38 239L37 237L34 238V239L32 240V242H31V249H34V248H35L36 246H38L39 244H42L41 241H43L44 239H43V240H41ZM124 239H125V238H124ZM151 239H152V238H151ZM2 240H3V239H2ZM53 240H54V238H53ZM65 240H66V239H65ZM102 240H103V239H102ZM176 240H178V239H176ZM200 240H201V239H200ZM200 240H199V241H200ZM216 240H218V239H216ZM216 240H213V241H214V242H217ZM137 241H138V240H137ZM160 241H161V240H160ZM192 241H193V240H192ZM197 241H198V240H197ZM209 241H212V240L209 239ZM228 241H229V240H228ZM6 242H7V241H6ZM14 242H15V241H14ZM68 242H69V241H68ZM127 242H128V241H127ZM131 242H132V241H131ZM20 243H21V242H20ZM61 243H62V242H61ZM192 243H193V242H192ZM10 244H11V243H10ZM14 244H15V243H14ZM43 244H44V243H43ZM62 244H64V243H62ZM183 244H184V243H183ZM186 244H188V243H186ZM201 244H202V243H201ZM206 244H207V243H206ZM15 245H16V244H15ZM15 245H14V247H15ZM144 245H145V244H144ZM163 245H164V244H163ZM131 246H132V245H131ZM206 246H207V245H206ZM14 247H13V248H14ZM51 247H52V245H51ZM109 247H110V246H109ZM120 247H121V246H120ZM160 247H161V246H160ZM199 247H200V246H199ZM1 248H3V247L1 246ZM6 248H7V247H6ZM6 248H5L4 251H6V250L8 249V248H7V249H6ZM18 248H19V247H18ZM42 248H43V247H42ZM44 248H46V247L44 246ZM59 248H61V247H59ZM111 248H112V247H111ZM126 248H127V247H126ZM147 248H148V247H147ZM204 248H205V247H204ZM206 248H207V247H206ZM206 248H205V249H206ZM73 249H74V248H73ZM108 249H109V248H108ZM140 249H142V248L140 247ZM10 250H11V249H10ZM111 250H112V249H111ZM114 250H115V251H119V250H120V249H119V246L116 245V246L114 247ZM114 250H112V252H113ZM124 250H126V249H124ZM143 250H145L146 254L148 255V254L152 253L155 249H151V250H149V249H146V248L144 249V248H143L142 251H143ZM4 251H3V252H4ZM24 251H25V250H24ZM41 251H42V250H41ZM121 251H122V250H121ZM155 251H156V250H155ZM155 251H154V252H155ZM11 252H12V250H11ZM122 252H123V251H122ZM145 252H144V253H145ZM22 253H23V252H22ZM125 253H126V252H125ZM140 253H141V252H140ZM204 253H206V252L204 251ZM58 254H59V256H60V253H58ZM108 254H109V253H108ZM113 254H114V253H113ZM123 254H124V253H123ZM138 254H139V249H137V247H132V248H130V250H129L127 256H128V258H134V257H135L136 255H138ZM32 255H33V253H32ZM160 255H161V254H160ZM207 255H208V254H207ZM52 256H53V257H52L51 260H56V259L58 258V255H57V254H54V255H52ZM110 256H111V253H110ZM153 256H155V253H154ZM107 257H109V256H107ZM111 257H112V256H111ZM155 257H156V256H155ZM26 258H29V256L26 255ZM94 258H95V256H94ZM109 258H110V257H109ZM113 258H114V257H113ZM116 258H117V257H116ZM164 258H165V257H163V259H164ZM40 259H41V258H40ZM60 259H61V257H60ZM60 259L58 258V261H59ZM160 259H161V258H160ZM163 259H161V260H163ZM165 259H166V258H165ZM42 260H43V259H42ZM107 260H108V259H107ZM111 260H112V258H111ZM113 260H114V259H113ZM117 260H118V259H116V261H117ZM119 260H120V259H119ZM123 260H124V259H123ZM136 260H137V258H136ZM143 260H144V259H143ZM63 261H64V260H63ZM109 261H110V260H109ZM130 261H131V259H130ZM145 261H147V259H146ZM152 261H155V260L152 259ZM173 261H176V260H173ZM8 262H10V261H8ZM24 262H25V261H24ZM54 262H55V261H54ZM98 262H99V261H98ZM136 262H138V261H136ZM136 262H135V263H136ZM142 262H144V261H142ZM148 262H149V260H148ZM156 262H157V261H156ZM160 262H163V263H164L165 261H160ZM160 262H158V263H160ZM166 262H168V261H166ZM166 262H165V263H166ZM254 262H255V261H254ZM257 262H258V259H257ZM10 263H11V262H10ZM36 263H37V262H36ZM56 263H57V262H56ZM73 263L75 264V262H73ZM73 263H72V264H73ZM91 263H92V262H91ZM106 263H107V262H106ZM120 263H121V262H120ZM139 263H140V262H138V263H136V264H139ZM144 263H145V262H144ZM150 263H151V262H150ZM150 263H149V264H150ZM165 263H164V264H165ZM170 263H171V262H170ZM8 264H9V263H8ZM57 264H58V263H57ZM70 264H71V263H70ZM107 264H108V263H107ZM109 264H110V263H109ZM114 264H115V263H114ZM116 264H117V262H116ZM118 264H119V262H118ZM141 264H142V263H141ZM147 264H148V263H147ZM151 264H152V263H151ZM168 264H169V262H168ZM174 264H176V262H174ZM261 264H262V263H261Z\"/></svg>","mask_w":264,"mask_h":264}]
</instances>
